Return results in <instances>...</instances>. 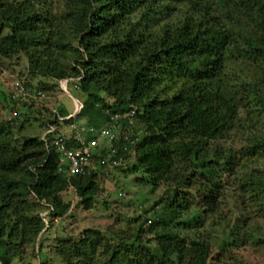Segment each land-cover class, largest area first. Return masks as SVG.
<instances>
[{
    "label": "trees",
    "instance_id": "trees-1",
    "mask_svg": "<svg viewBox=\"0 0 264 264\" xmlns=\"http://www.w3.org/2000/svg\"><path fill=\"white\" fill-rule=\"evenodd\" d=\"M19 54L33 77L81 78L85 105L76 118L89 127L100 129L112 113L136 110L145 135L135 159L117 169L143 171L154 186L173 190L174 218L149 226L155 244L141 239L150 221L144 218L129 239L116 241L109 264H178L191 257L173 224L191 209L199 213L184 227L201 224L192 196L212 209L219 170L234 169L233 150L215 144L234 130L243 108L264 98V0H66L62 12L49 0H0V57ZM57 111L68 116L74 109ZM54 117L51 112L47 124ZM4 130L0 126V137ZM63 167L59 152L40 136L0 146V264H12L18 241H35L47 227L40 215L29 217L25 194L50 207L51 221L68 212L60 194L70 185L85 208L93 206L96 176L104 170L68 177ZM241 188L259 199L264 179L248 174ZM239 228L229 230L234 240Z\"/></svg>",
    "mask_w": 264,
    "mask_h": 264
},
{
    "label": "rangeland",
    "instance_id": "rangeland-1",
    "mask_svg": "<svg viewBox=\"0 0 264 264\" xmlns=\"http://www.w3.org/2000/svg\"><path fill=\"white\" fill-rule=\"evenodd\" d=\"M65 1L49 0L53 10L58 12L63 11ZM28 65L23 54L0 57V126L5 127L0 137L2 147H18L29 138L37 139L53 110L68 114L74 109L72 97L64 94L55 80L33 77ZM17 82L25 84L27 95L13 99L12 84ZM40 90L44 96L38 95ZM72 95L80 97L77 91H72ZM81 96L85 98L84 94ZM257 140H264V98L259 105L253 102L243 108L234 130L215 144L224 150H233L234 169L223 166L219 170L222 185L212 209L206 211L202 197L192 196L193 205L202 213L201 224L183 225L186 219L199 213L194 209L182 213L174 222L175 229L193 250L191 257L178 264H264V207L260 205L264 202V193L257 199L254 192L241 188L248 174L264 179V145L261 143L256 152L251 151ZM123 168L96 176L99 191L91 208H85L70 185L60 194L62 202L70 204L69 210L53 221L48 216L49 206L38 205L32 196L25 194L23 201L32 209L29 217L40 215L47 227L35 241H18L12 264H109L107 257L116 241L129 239L144 218L150 221L141 239L148 246L154 245V232L149 226L174 218L169 200L173 190L165 183L154 186L143 171L133 174ZM235 224L240 227L236 231L237 240L229 234ZM90 230L99 233L90 236ZM122 264L132 263L123 259Z\"/></svg>",
    "mask_w": 264,
    "mask_h": 264
},
{
    "label": "built area",
    "instance_id": "built-area-1",
    "mask_svg": "<svg viewBox=\"0 0 264 264\" xmlns=\"http://www.w3.org/2000/svg\"><path fill=\"white\" fill-rule=\"evenodd\" d=\"M80 79L65 78L58 82L64 94L72 97L74 111L61 116L57 109L53 110L55 122L48 123L40 136L47 147L59 152L62 169L66 166L68 177L86 176L101 169L113 171L126 165L135 159L137 146L145 135L136 110L112 113L107 125L100 129L89 127L84 119H77L85 105ZM72 91L79 92L80 97L73 96ZM11 93L13 99L27 95L26 88L18 82L12 84ZM38 95L44 96V93ZM71 118L74 119L71 123L64 124Z\"/></svg>",
    "mask_w": 264,
    "mask_h": 264
}]
</instances>
